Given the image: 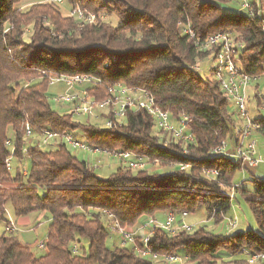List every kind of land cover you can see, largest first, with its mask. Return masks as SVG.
<instances>
[{"label": "trees", "instance_id": "16d2710c", "mask_svg": "<svg viewBox=\"0 0 264 264\" xmlns=\"http://www.w3.org/2000/svg\"><path fill=\"white\" fill-rule=\"evenodd\" d=\"M33 1L0 0V264H155L139 257L132 246L109 247L101 210L136 227L144 216L189 214L203 207L208 220L222 224L236 193L244 194L259 234L216 233L203 226L175 234L156 229L149 247L159 254L182 251L185 264H249L248 253L264 254V180L250 179L252 191L234 187L235 173L245 168L242 162L210 153L232 137L234 115L218 83L194 68L210 54L215 59L217 48L202 47L206 37L229 33L242 69L261 75L264 0H249L251 16L240 9L241 0ZM63 4L68 13L62 14ZM74 9L82 17L72 14ZM112 17L119 20L117 25ZM187 26L196 37L185 34ZM76 74L96 80L84 87L97 100L116 82L146 90L173 119L188 117L194 145H186L184 153L185 143H165L166 133L156 131L144 111L129 112L110 128L104 127L103 113L92 123L71 122L68 112L52 110L48 79ZM253 121L261 125L264 119ZM26 123L34 133L80 131L90 145L130 151L160 165L133 172L119 164L109 178L101 179L62 143L46 148L29 144ZM9 135L15 147L13 171L5 166ZM163 165L173 169L162 171ZM180 165L187 168L179 170ZM210 169L218 174L207 176ZM231 189L232 197L227 194ZM8 205L15 217L38 214L40 221L49 215L43 253L5 231ZM83 241L87 249L73 254L72 246Z\"/></svg>", "mask_w": 264, "mask_h": 264}, {"label": "built area", "instance_id": "2783aa9c", "mask_svg": "<svg viewBox=\"0 0 264 264\" xmlns=\"http://www.w3.org/2000/svg\"><path fill=\"white\" fill-rule=\"evenodd\" d=\"M64 0H60L63 2ZM240 9L246 11L250 16L248 8V0H241ZM78 14L77 9L72 14ZM185 34L196 37L192 34L190 28H184ZM229 33H215L207 36L214 41L222 42L225 47V55H218V59H209V73L214 81H216L223 93L228 107L234 108V127L232 137L221 140L216 146L210 149V153L223 155L238 159L244 167H255L261 161L256 148V140L254 131L257 124L250 118L247 112L248 88L253 80L259 76L246 73L239 64L238 58L234 57L228 47ZM244 46V45H242ZM218 51V49H217ZM194 68L200 72L199 64ZM48 85H59L61 91L50 92L48 100L52 99L57 104L64 106L72 116L88 115L97 118L103 113L105 118L104 127L114 126V120L121 122L129 112L144 111L154 122V128L160 133H166L165 143L171 141H181L185 143L183 152L186 153V145H194V136L188 132V117L181 115L177 119H173L167 111L159 108L154 101L153 96L146 90L141 88L130 87L126 84L116 82L107 87V96L102 100H97L89 94L84 85L94 83L96 80L87 74H76L72 76L50 77ZM175 123L177 125H175ZM25 137L30 139L29 144L37 143L41 148L45 146H55L64 144L67 148L70 146L75 151H84L89 153H103L108 157H112L119 161V164L126 166L133 172L153 171L157 165L151 166L152 162L143 156L126 150H108L102 149L88 144L85 134L79 138L78 132L63 131L58 132L51 129H43L39 133H34L29 123L24 125ZM4 145L9 149V155L5 160V166L8 170L12 169V160L15 159L12 135H9L4 141ZM24 152L26 150L24 149ZM154 163H157L155 160ZM187 166L180 165L179 170H185ZM24 166L23 173L25 174ZM207 176L215 177L217 170H207ZM238 184H234L237 187ZM233 196V189L227 192ZM101 214L106 223V229L109 235L116 238L119 246H132L133 251L141 258L148 259L155 264H185V258L178 254H159L149 247L150 239L156 229L163 230L169 234H175L177 231H191L192 226L185 222L188 216L187 212L176 213L175 211H167L162 219H156L153 216L147 217L145 221H141L138 226L130 227L122 225L114 215L106 210H101ZM234 217V216H233ZM224 231L229 233L236 227L235 217H224ZM6 232H14L16 224L8 221L4 227ZM38 247L45 250V240L38 243ZM71 252L76 254L78 247L74 244ZM247 261L249 264H256L264 261L262 253H248Z\"/></svg>", "mask_w": 264, "mask_h": 264}, {"label": "rangeland", "instance_id": "374dc122", "mask_svg": "<svg viewBox=\"0 0 264 264\" xmlns=\"http://www.w3.org/2000/svg\"><path fill=\"white\" fill-rule=\"evenodd\" d=\"M263 1V0H262ZM32 2H34L32 0ZM25 3V2H24ZM249 3V0H248ZM69 12V7L67 6V4H63L62 6V14L68 13ZM101 16H103L104 19H107L109 17L105 16V14H102ZM112 21L114 25H117L119 23V20L116 17H112ZM209 59H212V54H210ZM209 59L206 57L203 60L197 62V64H199L200 67V72L203 76L208 77L210 79H212L210 73H209V64L210 61ZM251 85L256 86L257 85V92L261 93L262 95L264 94V72L259 75V77L256 80H253L251 82ZM60 88L58 86H51L48 88V93L50 92H55L58 91ZM253 101V100H252ZM49 103L50 106L52 108V110H54L55 112L59 113V114H64L66 112V109L64 108V106L57 104L55 101H53L52 99H49ZM255 107V106H253ZM229 111L232 112V114L234 113V108L233 107H228ZM248 115L251 117H255L258 115V113H256L252 107L246 108ZM262 115L264 114V109L261 110ZM71 122H80L81 124H86V123H92L95 121V118L92 116H88V115H78V116H73L70 119ZM99 124L101 126H103L102 122H99ZM175 125H177L175 123ZM79 134V138H82L83 133H81L80 131H76ZM48 146H45L43 148H46ZM68 149L80 160V161H86L88 162L92 168L94 169L95 174L101 178V179H107L109 178V176L115 171V169L118 167L119 165V161L117 159H114L112 157H108L107 155L97 152V153H89V152H84V151H75L74 149H72L70 146H68ZM27 161V160H26ZM152 162L151 166L153 165H157V167H159V162L154 163V161H150ZM24 165V164H23ZM27 167L29 166V163L27 162ZM16 167V161L13 159L12 160V169L11 171H13ZM162 171L168 170L170 168L173 169V167H168L167 166H161ZM238 173H235V177H237ZM244 188H246L249 191L253 190V185L251 182H245L244 183ZM160 216V215H159ZM235 217V222H236V227L233 231L236 232H251L253 234H259V228L258 225L256 223V220L252 214V212L250 211L246 201H245V196L242 193H236V197L235 199L232 200V206L230 211L228 212V215L226 216L227 218H234ZM39 215L38 214H31L30 218H31V223L32 225L30 227H26L25 230L28 231L29 230V234L31 237V241L32 243H34V246H32V250L37 253V254H41L44 252V249L39 248L38 247V243L42 242L45 240L46 237V232H47V226L49 223V215L48 214H44V216H42L40 218V221L37 222L35 221L36 218H38ZM156 219H161V218H157V215L153 216ZM13 218H15L11 206H7V219L8 221L12 220ZM185 222L188 225L192 226V230L198 228L199 226H203L205 227L207 230L211 231V232H221L224 231V221L222 222V224H218L217 222H214L212 220H208V217L206 215L205 210L203 209V207H198L196 209L195 212L193 213H189L188 216L185 219ZM140 223V222H139ZM3 223H0V233L3 231ZM15 234V231H14ZM16 236L19 237V235L16 234ZM117 243H115V239L114 237H112L110 235V237L107 240V245L109 247H112L113 245H116ZM78 248L80 247H84L85 250L87 249V243L86 242H82L80 244L77 245ZM183 252L180 251L179 252V256H182Z\"/></svg>", "mask_w": 264, "mask_h": 264}, {"label": "crops", "instance_id": "0c3cea01", "mask_svg": "<svg viewBox=\"0 0 264 264\" xmlns=\"http://www.w3.org/2000/svg\"><path fill=\"white\" fill-rule=\"evenodd\" d=\"M247 107H249V110L250 107H252V109L256 113H258L257 116L251 117V119L253 120H257L258 118L264 119V114L262 115L261 113V110L264 109V94L262 95L261 93L257 92V85L254 87L253 85H250V87L248 88ZM262 126L264 128V121L263 123H261V125L257 124V128L254 131V138L257 144L256 148L259 155L261 156L262 161L255 167H245L244 170L237 172L238 175L237 177L234 178V183L240 184L241 188H244L243 186L245 182L247 181L251 182L250 179L252 178H258L264 180V129L262 128ZM164 214L165 211L156 213L155 215L158 216L157 218L162 219L164 217ZM147 217L149 216H144L143 218H141L140 222L145 221ZM35 221L39 222V219L36 218ZM13 222L16 224L15 233L19 235V237L17 236V238L23 243H27L31 246H34V243H32L31 241L32 239L30 237L29 230L28 231L25 230L26 227H30L32 225L30 215L23 217H15L13 218Z\"/></svg>", "mask_w": 264, "mask_h": 264}, {"label": "bare ground", "instance_id": "6f19581e", "mask_svg": "<svg viewBox=\"0 0 264 264\" xmlns=\"http://www.w3.org/2000/svg\"><path fill=\"white\" fill-rule=\"evenodd\" d=\"M56 2H59L60 3V0H55ZM248 8H249V4H248ZM77 11H78V13H79V16L80 17H82V12L79 10V9H77ZM85 19V18H84ZM92 20V19H91ZM192 34H193V32H192ZM194 35V34H193ZM190 37H192V36H190ZM202 47L205 49V50H208V49H210L211 48V50H212V48H217L218 49V51H216V53L214 54L215 55V59H218V55H225V47H222V42H218V41H214V39H212V38H207L206 39V41L202 44ZM228 47H229V49L231 50V53L233 54V56H234V53L236 52L235 50V48L237 47V46H235L234 45V42L232 41V39L230 38V35H229V37H228ZM211 53V52H210ZM209 53V54H210ZM213 55V56H214ZM213 59V58H212Z\"/></svg>", "mask_w": 264, "mask_h": 264}]
</instances>
